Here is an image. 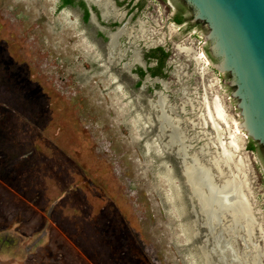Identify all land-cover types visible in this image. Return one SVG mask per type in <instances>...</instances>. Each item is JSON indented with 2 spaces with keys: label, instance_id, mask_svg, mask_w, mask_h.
Masks as SVG:
<instances>
[{
  "label": "rangeland",
  "instance_id": "1",
  "mask_svg": "<svg viewBox=\"0 0 264 264\" xmlns=\"http://www.w3.org/2000/svg\"><path fill=\"white\" fill-rule=\"evenodd\" d=\"M88 1L104 20L110 14L117 19L113 7ZM176 2L119 0L116 9L126 24L110 47L111 31L83 21L78 5L0 0L5 259L219 264L218 254L232 264H264V150L254 141V149L247 148L249 140L234 126L241 118L229 96L233 87L225 83L228 75L204 64L207 30L187 16L183 24L174 23ZM140 21L149 32L143 39ZM157 47L169 54L164 76H157L162 84L132 73L155 64L146 57ZM160 95L181 132L179 143L171 142L169 127L159 130L158 110L148 106V99ZM219 104L223 122L215 110ZM237 141L243 149H234ZM184 157L199 166V186L211 176L224 205L225 192L231 196L228 208L213 202L208 219L202 214L201 204L210 206L213 191L201 187L204 202L190 193Z\"/></svg>",
  "mask_w": 264,
  "mask_h": 264
},
{
  "label": "water",
  "instance_id": "2",
  "mask_svg": "<svg viewBox=\"0 0 264 264\" xmlns=\"http://www.w3.org/2000/svg\"><path fill=\"white\" fill-rule=\"evenodd\" d=\"M83 1L88 7L89 21L104 27L90 6L93 3ZM181 1L190 11V21L200 23L207 30L203 40L208 46L203 53L208 62L218 72L228 75L225 83L233 87L229 96L236 100L235 107L239 110V130L245 139L256 142L264 150V0ZM125 24L111 31L109 46L123 34ZM138 59V64L145 68V63ZM211 167L207 165L208 172ZM201 185L207 194L208 188L213 191L214 199L211 197L209 201L211 210L217 206L213 202L220 201L223 210L228 208L231 196L225 192L224 205L211 176L201 181Z\"/></svg>",
  "mask_w": 264,
  "mask_h": 264
},
{
  "label": "bare ground",
  "instance_id": "3",
  "mask_svg": "<svg viewBox=\"0 0 264 264\" xmlns=\"http://www.w3.org/2000/svg\"><path fill=\"white\" fill-rule=\"evenodd\" d=\"M96 4H98V6L99 7H101V9L102 8H104V7H107V6H111V7H113V9H114V13H115V17L118 19V20H123V13H118L117 11V9H116V7L114 6V4L112 3V1L111 0H97V2H96ZM107 8H109V7H107ZM105 9V8H104ZM112 9V8H111ZM105 11H107V10H105ZM112 12V11H111ZM110 13V12H109ZM113 13V14H114ZM111 16V15H110ZM129 31V30H128ZM131 31V30H130ZM134 31H138V30H134ZM172 31V30H171ZM124 32V31H123ZM139 32H140V36H139V39L140 38H144V37H146V35L149 33V32H146V30L144 29V25H143V22H139ZM155 32H150V34H154ZM130 33H128V35H129ZM132 34V33H131ZM171 34V33H170ZM107 35H108V37L109 38H111V32H108L107 33ZM108 45V44H107ZM111 47V46H110ZM179 49H181V47L179 46L178 47ZM109 49V48H108ZM183 49V48H182ZM185 52L188 54V53H191L192 52V49L190 50V48H188V49H185ZM200 56L201 57H205L204 55H203V53H200ZM137 59V58H136ZM205 63V65H207L209 62H208V60L206 59L205 61H204ZM205 65H204V69H205ZM146 80H149V78L148 77H146ZM153 80L155 81V82H159V83H161L162 84V80H160V79H154L153 78ZM165 90V89H164ZM159 94V93H158ZM205 94V93H204ZM164 96V95H163ZM162 95H160V96H158V98L154 101V102H151V99H148V106L150 107V108H153V109H156V110H158V113H159V115H158V117H159V120H160V127H159V130H162V129H164L166 126L167 127H169V129H170V140H171V142H173V143H179L180 141H181V137H182V135H181V132H180V130L178 129V127H177V124L176 123H174V121L169 117V116H167V114L165 113V110H166V101H165V99H164V97H163ZM211 101H205V108H207V110H210V107H211ZM215 110H217V115L219 116V119H220V121H225V119H226V115H225V113H224V110H223V108H222V106L219 104V106H217V105H215ZM173 116V115H172ZM174 119V118H173ZM176 119V118H175ZM215 124V123H214ZM234 126H236V128L239 130V123L235 120L234 121ZM165 132V131H164ZM167 134H168V132H167ZM169 135V134H168ZM184 136V135H183ZM237 142H239V141H237ZM237 142L235 143V142H232L233 143V146H234V149L235 150H241V149H243V145L241 144V142H239L240 144H237ZM172 145V144H171ZM177 146V145H176ZM179 146V145H178ZM180 149V148H179ZM182 149V148H181ZM183 150V149H182ZM180 152H181V150H180ZM177 153V152H176ZM180 158V157H179ZM241 159V158H240ZM239 159V160H240ZM243 159V158H242ZM195 162V161H194ZM194 162H193V160H191L190 158H185L184 157V159H182V163L184 164V168H183V174L185 175V178H186V181H187V183L189 184V186H190V190H191V194H193V196H196V197H198L199 198V200H201V202H204V201H202V199H205V198H203V196H202V190H201V187H203V186H199V178L201 177V175H200V168L198 167V165L197 164H194ZM245 161L243 160L242 161V163H244ZM247 162V161H246ZM245 165V164H244ZM197 167H198V169H197ZM246 167V166H245ZM246 169V168H245ZM205 178V177H204ZM200 202V201H199ZM205 203V202H204ZM204 203H202L201 204V208H200V210L202 211V214H204L205 216H207V214H208V211H209V206H205V204ZM207 203V202H206ZM220 207V206H219ZM207 219H208V216H207ZM212 219V218H211ZM222 220V219H221ZM224 231V230H223ZM216 233V232H215ZM217 250V249H216ZM205 255H206V257L208 256L209 257V255H208V253H205ZM217 256H218V261H217V259L215 258V260L219 263V264H232V260L231 259H227V257L225 256V255H218L217 254ZM230 256V255H229ZM208 259V261H207V263L208 262H211V260H213L212 258L210 259V257L209 258H207Z\"/></svg>",
  "mask_w": 264,
  "mask_h": 264
},
{
  "label": "flooded vegetation",
  "instance_id": "4",
  "mask_svg": "<svg viewBox=\"0 0 264 264\" xmlns=\"http://www.w3.org/2000/svg\"><path fill=\"white\" fill-rule=\"evenodd\" d=\"M65 1L66 0H59V5L62 6V7L78 5L79 8L81 9V13H82L81 14V18H82V20L83 21L89 20V12H88L86 4H85V2L83 0H70V1H67V2H65ZM111 1L114 4V6L119 10V6L117 5L119 0H111ZM92 5H93V9L95 10V12L98 15V17L103 20V18H102V12L103 11L100 10L95 4H92ZM175 5H176V10H175V12H174V14L172 16V21L174 23L180 25V24H183L186 21V18H185L186 16L187 17H190V16L185 15L186 12H187V8L185 7V5L182 3L181 0H177ZM110 15H111V16H109L110 19H108L107 21L103 20L104 22H108V26L109 27L104 25V27L107 28L108 30H110L109 29L110 27L114 28V29H117L118 24L119 25L123 24L124 20L126 18V16L124 15L123 20L120 21L118 19H114L112 14H110ZM178 18L181 19L182 21L178 22ZM110 20H111V22H110ZM188 20H190V18ZM114 22H118V24L114 23ZM194 24L198 25L200 23H194ZM99 31H101V30L99 29ZM110 31H112V30H110ZM100 33H102V31ZM103 34L106 35V33H104V32H103ZM106 37H107V35H106ZM168 57H169L168 52H165L164 49L161 48V47H157V48L151 49L147 53V57L146 58L147 59L149 58V59L153 60L155 62V64L153 66H148L147 70H142V68H138V69L133 70L132 73L135 74V76L137 74V76L140 77V78H145V76L147 74H149L152 77H157V76L163 77L164 76V68H165L166 61H167Z\"/></svg>",
  "mask_w": 264,
  "mask_h": 264
},
{
  "label": "crops",
  "instance_id": "5",
  "mask_svg": "<svg viewBox=\"0 0 264 264\" xmlns=\"http://www.w3.org/2000/svg\"><path fill=\"white\" fill-rule=\"evenodd\" d=\"M4 239V237L3 236H0V241L1 240H3ZM3 244V243H2ZM4 245V244H3ZM3 249H4V247H3ZM7 251L4 249V250H1L0 249V264H16L17 262H14V263H12V261H10V260H7V259H5V253H6ZM32 253V252H31ZM4 254V255H3Z\"/></svg>",
  "mask_w": 264,
  "mask_h": 264
},
{
  "label": "trees",
  "instance_id": "6",
  "mask_svg": "<svg viewBox=\"0 0 264 264\" xmlns=\"http://www.w3.org/2000/svg\"><path fill=\"white\" fill-rule=\"evenodd\" d=\"M67 1H70V0H66L65 2H67ZM181 21H182V20L178 18V22H181ZM247 148H248L249 150H253V149H254V145H253V141H252V140H249V143H248V145H247Z\"/></svg>",
  "mask_w": 264,
  "mask_h": 264
}]
</instances>
